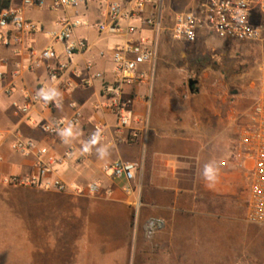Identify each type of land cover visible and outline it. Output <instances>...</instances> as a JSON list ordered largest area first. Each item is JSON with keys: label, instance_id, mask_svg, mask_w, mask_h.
Segmentation results:
<instances>
[{"label": "crops", "instance_id": "0c3cea01", "mask_svg": "<svg viewBox=\"0 0 264 264\" xmlns=\"http://www.w3.org/2000/svg\"><path fill=\"white\" fill-rule=\"evenodd\" d=\"M7 1L21 6V0ZM45 1L42 8L25 9L26 18L43 31L20 33L18 45L0 48V264H10L11 243L21 254H66L65 262L74 254H92L95 260L109 256L119 264L127 256L130 264L143 258L148 264H264V227L246 220L245 172L229 161L230 144L248 121L260 75L250 82L243 79L240 90L230 94L187 92L184 44L164 42L160 32L137 20L120 22L133 27L132 33L99 32L97 25L108 22V10L96 0L59 10L48 7L52 0ZM112 1L127 7L130 0ZM152 12L147 6L145 15ZM61 18L82 22L73 36L89 48L71 58L61 77L51 79L54 61L34 63L49 46L63 59L62 44L46 34L58 29ZM140 37L155 41V58L139 67L147 74L144 84L124 87L120 99H133L128 108L132 120L118 129L115 98L103 90L114 81L111 50ZM96 73L101 77L95 78ZM65 82L72 88L63 89ZM26 94L38 95L50 107L36 102L28 112L18 111L14 103L22 104ZM75 112L81 118L64 140L40 129ZM132 130L138 134L134 140ZM18 139L32 140L58 160L50 180L82 188L95 182L97 193H58L7 182L37 173L33 155L11 150ZM115 161L138 165L132 181L103 172L105 164ZM208 164L218 170L214 182L204 178Z\"/></svg>", "mask_w": 264, "mask_h": 264}, {"label": "built area", "instance_id": "2783aa9c", "mask_svg": "<svg viewBox=\"0 0 264 264\" xmlns=\"http://www.w3.org/2000/svg\"><path fill=\"white\" fill-rule=\"evenodd\" d=\"M85 0H52L48 7L52 10L76 8ZM108 10V22L97 25L99 32L117 34L127 31L134 32V28L121 26V21L137 20L140 26L147 27L154 32H160L163 21L165 0H130L127 7H122L112 0H96ZM184 3L186 9L175 13L170 35L173 40L194 43L202 34L214 35L221 39L237 42L264 43V0H171ZM46 6L45 0H21V6H7L0 8V48L16 46L20 43V33L42 32L40 24L28 20L25 9H39ZM151 6L153 12L145 15L146 7ZM78 19L61 18L58 29L46 32L54 41L62 44V55H58L49 46L42 50L34 64L54 61V67L49 68V77L57 79L66 72L73 56L85 53L89 46L83 39L73 36L74 30L81 26ZM112 62L114 65V81L104 84L106 94L115 98L113 102L117 128H127L131 124L129 106L133 99H120L125 86L144 84L148 78L139 67L150 63L155 58V41L147 37H140L136 41H129L112 48ZM1 76V74H0ZM95 78L101 75L96 73ZM62 88H72L70 82L62 84ZM10 93V92H7ZM117 98V99H116ZM22 104L14 103L16 109L22 113L29 111L36 102L50 107L45 100H40L36 94H26ZM71 107L76 108L71 103ZM81 116L78 112L68 119H59L54 123L42 124V132L64 140ZM130 139L134 140L138 134L132 130ZM123 141L122 138L118 139ZM11 150L21 156L33 155L36 159L37 173L26 179L11 177L7 182L54 190L58 193H74L76 195H94L99 189L97 183H90L85 188L75 184H67L58 179L50 180L53 166L58 160L49 154L46 148L39 147L32 140L18 139L11 144ZM67 156V154H65ZM229 161L234 168L245 172L247 185L246 220L257 226L264 227V64L259 78L258 94L254 99L247 123L237 132L229 147ZM103 172L113 178L132 181L138 165L132 162L115 161L103 166ZM152 224L148 235L152 234Z\"/></svg>", "mask_w": 264, "mask_h": 264}, {"label": "rangeland", "instance_id": "374dc122", "mask_svg": "<svg viewBox=\"0 0 264 264\" xmlns=\"http://www.w3.org/2000/svg\"><path fill=\"white\" fill-rule=\"evenodd\" d=\"M184 9H186L185 5L180 2L165 0L160 33L166 43L185 45L182 64L186 65L188 71L186 77L198 81L196 87L193 88L195 91L226 90L230 94L240 90L239 84L243 79L248 78L247 80L250 82L261 74V68L264 64V43L237 42L208 34L199 37L194 43L173 40L170 35L173 17L175 13ZM183 85L188 92L187 80L183 82ZM10 246V254H8L10 264H19V260L23 257L46 258L49 259L47 264H119L109 259V256L106 260H102L101 257L99 260H95L92 254H74V260L65 262L66 254H53L52 252L51 254H21L17 248V243H11ZM126 250V254H129V246ZM149 263L152 264V261ZM123 264H130L128 256ZM135 264L148 263L143 258Z\"/></svg>", "mask_w": 264, "mask_h": 264}, {"label": "clouds", "instance_id": "9594fccd", "mask_svg": "<svg viewBox=\"0 0 264 264\" xmlns=\"http://www.w3.org/2000/svg\"><path fill=\"white\" fill-rule=\"evenodd\" d=\"M218 170L215 169L211 164L205 165L204 178L209 182H214L217 179Z\"/></svg>", "mask_w": 264, "mask_h": 264}, {"label": "water", "instance_id": "95a60500", "mask_svg": "<svg viewBox=\"0 0 264 264\" xmlns=\"http://www.w3.org/2000/svg\"><path fill=\"white\" fill-rule=\"evenodd\" d=\"M197 84V81L196 80H193V79H190L188 81V88L190 90V92H193V86Z\"/></svg>", "mask_w": 264, "mask_h": 264}, {"label": "trees", "instance_id": "16d2710c", "mask_svg": "<svg viewBox=\"0 0 264 264\" xmlns=\"http://www.w3.org/2000/svg\"><path fill=\"white\" fill-rule=\"evenodd\" d=\"M9 5V1L7 0H0V8L7 7Z\"/></svg>", "mask_w": 264, "mask_h": 264}]
</instances>
